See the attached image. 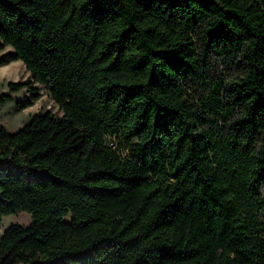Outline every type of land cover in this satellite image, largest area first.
Segmentation results:
<instances>
[{"label":"trees","instance_id":"trees-1","mask_svg":"<svg viewBox=\"0 0 264 264\" xmlns=\"http://www.w3.org/2000/svg\"><path fill=\"white\" fill-rule=\"evenodd\" d=\"M7 47L62 115L0 125V264H264V0H0Z\"/></svg>","mask_w":264,"mask_h":264},{"label":"rangeland","instance_id":"rangeland-1","mask_svg":"<svg viewBox=\"0 0 264 264\" xmlns=\"http://www.w3.org/2000/svg\"><path fill=\"white\" fill-rule=\"evenodd\" d=\"M9 47L5 48L1 53L9 52ZM212 72L214 76H222L225 80H232L236 73L234 70L226 71L224 61L220 55H215L211 59ZM31 77L29 72L21 61H15L6 65L0 66V93L7 92V85L9 82H30ZM32 88L37 89L39 97L32 103L31 106L23 109L17 108V103L29 97V91L23 89L15 94H12V101L8 102L0 111V125L5 127L8 131L13 132L19 129L33 114L43 111H51L57 115H62L59 106L51 99L48 91L40 87L38 84H33ZM30 215L21 212L16 215L3 216L0 222V236L4 229L10 225L29 224Z\"/></svg>","mask_w":264,"mask_h":264}]
</instances>
